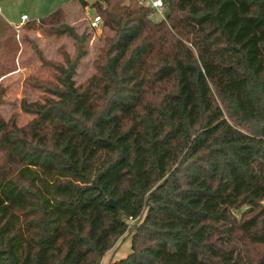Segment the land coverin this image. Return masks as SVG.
Instances as JSON below:
<instances>
[{
	"label": "trees",
	"instance_id": "trees-1",
	"mask_svg": "<svg viewBox=\"0 0 264 264\" xmlns=\"http://www.w3.org/2000/svg\"><path fill=\"white\" fill-rule=\"evenodd\" d=\"M163 1L93 0L113 34L79 85L66 8L24 24L74 52L37 49L28 124L0 112V264H101L128 232L109 264H264V0Z\"/></svg>",
	"mask_w": 264,
	"mask_h": 264
},
{
	"label": "rangeland",
	"instance_id": "rangeland-1",
	"mask_svg": "<svg viewBox=\"0 0 264 264\" xmlns=\"http://www.w3.org/2000/svg\"><path fill=\"white\" fill-rule=\"evenodd\" d=\"M0 0V84L6 87V102L0 106V112L6 120L13 116L19 126L28 124L35 115L26 113L21 108V101H42L43 92L24 88V81L34 75L50 78L48 68L42 66L37 49L49 60L60 61L63 52H74L73 40L67 36H49L42 31H29L24 25L17 30L8 21L19 22L22 14L30 19L45 17L59 7L67 10V19L78 32L88 34L87 55L77 69L75 82L77 85L86 81L95 72L94 63L104 46L105 38L113 33L101 23L93 27L91 21L96 11L83 6L80 0ZM70 3V4H69ZM159 21V14L155 15ZM132 232H128L116 246L106 254L101 264H109L113 260L126 257L131 251Z\"/></svg>",
	"mask_w": 264,
	"mask_h": 264
},
{
	"label": "built area",
	"instance_id": "built-area-1",
	"mask_svg": "<svg viewBox=\"0 0 264 264\" xmlns=\"http://www.w3.org/2000/svg\"><path fill=\"white\" fill-rule=\"evenodd\" d=\"M80 1H85V2H89V0H80ZM138 2L141 5H146L152 8V13H151V17L155 18L156 14H159L160 19H163L165 16L164 14V1L163 0H138ZM89 5V3H88ZM87 5V6H88ZM30 20L28 15H22L21 19L19 22H14L12 25L19 30L26 22H28ZM102 23V19L100 17V15L95 14L93 16V19L91 21V25L93 27H98L100 24Z\"/></svg>",
	"mask_w": 264,
	"mask_h": 264
},
{
	"label": "water",
	"instance_id": "water-1",
	"mask_svg": "<svg viewBox=\"0 0 264 264\" xmlns=\"http://www.w3.org/2000/svg\"><path fill=\"white\" fill-rule=\"evenodd\" d=\"M110 204L113 206V207H116L117 206V202L115 200H110Z\"/></svg>",
	"mask_w": 264,
	"mask_h": 264
},
{
	"label": "crops",
	"instance_id": "crops-1",
	"mask_svg": "<svg viewBox=\"0 0 264 264\" xmlns=\"http://www.w3.org/2000/svg\"><path fill=\"white\" fill-rule=\"evenodd\" d=\"M70 3H71V1H70ZM70 3H69V4H70ZM25 14H26V13H24V14H22V15H25ZM26 15H27V14H26ZM29 18H30V17H29ZM20 19H21V17H20ZM13 23H14V22H13ZM13 23H12V24H13ZM8 24H9V25H12L10 20L8 21Z\"/></svg>",
	"mask_w": 264,
	"mask_h": 264
}]
</instances>
